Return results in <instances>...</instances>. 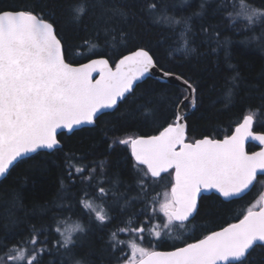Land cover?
Here are the masks:
<instances>
[{"label":"trees","instance_id":"obj_1","mask_svg":"<svg viewBox=\"0 0 264 264\" xmlns=\"http://www.w3.org/2000/svg\"><path fill=\"white\" fill-rule=\"evenodd\" d=\"M95 2L0 0V9L27 5L44 15L54 23L69 62L106 56L115 65L137 46L150 50L160 68L179 74L196 87V107L186 117L191 141L224 137L248 114H254L255 130L264 132V24L248 28L246 22L238 20L233 26L223 3L234 0H105V8L123 10V17L93 7ZM152 2H158L155 12L147 7ZM250 3L264 7V0ZM79 5L87 11L77 19L73 9ZM164 8L163 15L181 23L160 19ZM184 21L190 27L186 33ZM236 73L239 75L233 84L230 78ZM185 96L182 88L149 76L114 111L99 116L93 126L61 133V148L20 160L0 182V257L17 244L30 249L31 245L23 242L34 231L48 241L39 264H74L76 260L116 264L117 257L130 256L129 242L140 240L130 229L145 224L152 208L158 209L170 191V177L163 174L158 181L148 178L141 191L138 179L142 172L133 166L130 147L118 141L158 133L172 123ZM256 148L253 143L248 145L249 150ZM77 168L85 171L78 173ZM259 181L252 191L231 201L216 194L203 196L198 213L187 223L173 222L164 228L167 221L162 214L153 218L147 228L161 231V237L146 231L143 240L147 248H175L241 219L249 207L261 203L264 176ZM101 186L106 189L104 196L98 191ZM81 201L91 202L93 210H87ZM95 211L106 214L108 220H96ZM77 225L83 226L82 233L73 231ZM57 227L72 233L75 243L70 251L56 244L60 238ZM114 232L122 251L111 247ZM249 262L264 264V247L255 246Z\"/></svg>","mask_w":264,"mask_h":264},{"label":"snow or ice","instance_id":"obj_2","mask_svg":"<svg viewBox=\"0 0 264 264\" xmlns=\"http://www.w3.org/2000/svg\"><path fill=\"white\" fill-rule=\"evenodd\" d=\"M93 7L111 12L113 17L126 16V12L118 8H105V0H96ZM147 7L149 12H155L158 2L149 3ZM223 10L227 11L233 26L238 20L246 22L248 28L264 24V7H256L250 0L224 2ZM73 11L79 19L87 10L79 5ZM163 12L166 8L162 9L160 19L181 23ZM187 31L190 27L184 21V32ZM65 57L66 48L58 38L55 25L44 15L36 14L35 9L27 5L0 9V177L27 154L56 148L60 144L58 129L71 131L79 125L94 124L103 109L116 106L133 91L136 81L157 67L150 50L139 46L123 55L114 69L106 58L76 66L75 61L68 62ZM161 70L166 77L172 75L170 71ZM93 73H98L99 79H94ZM238 75L230 78L233 84ZM183 83L190 93L196 92L188 80ZM231 95L229 89L227 96ZM183 103L181 100L180 104ZM192 103H195L194 95ZM183 121L184 113L178 107L172 123L157 135L129 136L118 141L130 147L133 166L142 172L138 179L141 191L147 186L148 178L158 181L163 179L162 174L170 177V192L165 194L158 209L152 208L145 224L130 229L141 241L146 231L154 233L157 239L161 237V231L147 228V224L161 214L167 221L164 228L173 222L183 224L194 218L203 191L214 189L224 199L242 198L260 183L258 173L264 175V148L252 153L245 150L249 139L264 145V134L253 131L254 114L245 115L243 122L223 139L205 136L189 141ZM76 171L83 173L85 169L77 168ZM98 191L101 196L106 195L104 187H99ZM81 204L93 210L91 202L81 201ZM145 213L146 209L142 210L141 214ZM95 219L104 223L108 217L95 211ZM55 231L60 237L56 244L70 251L75 243L72 233L66 234L60 227ZM73 231L82 233L84 228L77 225ZM111 239L113 250L122 251L115 232ZM23 243L31 248L20 244L13 246L0 257V264H39L48 241L41 240L34 231ZM254 246L264 247V202L249 207L238 222L172 251H148L131 242L128 245L131 256L117 257L116 264H231L232 261L250 264V250ZM74 264H82V261L76 260Z\"/></svg>","mask_w":264,"mask_h":264},{"label":"water","instance_id":"obj_3","mask_svg":"<svg viewBox=\"0 0 264 264\" xmlns=\"http://www.w3.org/2000/svg\"><path fill=\"white\" fill-rule=\"evenodd\" d=\"M50 22V21H49ZM55 29H56V27H55ZM57 32V31H56ZM58 35V34H57ZM58 38H59V36H58ZM63 44V43H62ZM148 50V49H147ZM128 53H126L125 55H127ZM150 54H151V52H150ZM66 58V57H65ZM99 58H106V59H108L106 56H98V57H92V58H90V59H88V60H86V61H84V62H81V63H76V66H78L79 64H86V63H88V62H90V60H92V59H99ZM120 59V58H119ZM118 59V60H119ZM67 60V59H66ZM109 60V59H108ZM69 62V61H68ZM118 62V61H117ZM109 64H110V66L114 69L115 68V65H113L111 62H110V60H109ZM162 68H160L158 65H157V67L156 68H154V69H152V70H150V72L148 73V74H146L144 77H142L140 80H138V81H136L135 83H134V85H133V91H134V89L136 88V86L138 85V84H140V83H142L143 81H145L149 76H152V77H155V78H157L159 81H161V82H165V83H169V84H173V85H175V86H178V87H180V88H182V89H184L185 91H186V96L185 97H189V99L188 100H184V98H183V101H184V103L181 105V104H179V108H180V110L184 113V123H186V125H187V132H188V123H187V120H186V117L189 115V114H191L192 112H193V110L195 109V107H196V103H197V100H196V96H197V92H195L194 94H192V93H190V91L189 90H187V85H185L184 83H183V81L184 80H187V79H185L184 77H182V76H180L179 74H176V73H172V75H170V76H164L163 75V71L161 70ZM164 70V69H163ZM164 71H166V70H164ZM177 77H182V79H178ZM93 78L94 79H99V74L98 73H93ZM189 83H191L190 81H189ZM192 84V83H191ZM192 86L196 89V87L192 84ZM132 91V92H133ZM131 92V93H132ZM130 93H127L126 94V96H125V98L129 95ZM194 95V98H195V103L193 104L192 103V96ZM125 98H123L122 100H120V101H118V103H117V105L116 106H114L113 108H110V109H103L102 111H101V113H99L98 114V117L99 116H101L102 114H104V113H107V112H112V111H114L119 105H120V103L122 102V101H124V99ZM188 104H190V108L189 109H186V106L188 105ZM96 122V121H95ZM243 122V120L240 122V123H242ZM95 124V123H94ZM94 124H83V125H79V126H76V127H74L71 131H69L68 129H58L57 130V138H58V140L60 141V139H59V135L61 134V133H63V132H66L67 134H71V133H73L75 130H77V129H80V128H83V127H91V126H93ZM237 126V125H236ZM235 126V127H236ZM235 127H234V129H235ZM234 129H233V131H234ZM232 131V132H233ZM253 131L255 132V133H260V134H264V132H258V131H256V130H254V125H253ZM231 132V133H232ZM230 133V134H231ZM158 133H156V134H152V135H157ZM230 134H228V135H230ZM140 136V135H139ZM227 136V135H226ZM209 138H212V139H223L224 137H221V138H219V137H216V138H213V137H211V136H208ZM203 138V137H202ZM202 138H198V139H202ZM190 141V140H189ZM250 143H253V144H255L257 147H258V149H256V150H254V151H249L248 150V144H250ZM62 142L60 141V144L56 147V148H54V149H44V150H41V151H47V152H52V151H54L55 149H58V148H61L62 147ZM261 148H264V145H260L259 144V142L258 141H254V140H251V139H249L248 141H246V143H245V150L247 151V152H249V153H252V152H256V151H260L261 150ZM40 152V151H39ZM34 154H36V153H29V154H27V156H25V157H23V158H21V159H19L18 161H16V162H14V164L12 165V166H10V168H9V171L3 176V177H0V182L5 178V177H7V175H8V173L10 172V170L20 161V160H22V159H25V158H27V157H30V156H32V155H34ZM163 175V174H162ZM259 176H261V174H259L258 173V177ZM253 189V187L251 188V190ZM211 193H215V194H217V195H219L218 193H216V191L214 190V189H212V190H207V191H203L202 193H201V195H200V197L198 198V208H199V203H200V198L203 196V195H207V194H211ZM249 193V192H248ZM245 196V195H244ZM236 198H241V197H233V198H229V199H225V200H231V199H236ZM224 199V198H223ZM261 202H264V193H263V196H262V201ZM196 215V214H195ZM194 215V216H195ZM243 218V217H242ZM241 218V219H242ZM190 219H192V218H190ZM189 219V220H190ZM236 222H238V220L237 221H234V222H232V223H236ZM180 223V222H179ZM230 224V223H229ZM228 225V224H227ZM226 225V226H227ZM226 226H224V227H226ZM221 229V228H220ZM220 229H217V230H215V231H219ZM193 243V242H192ZM260 244V242H257V245H259ZM184 246V245H183ZM180 247H182V246H180ZM255 247V246H254ZM172 250H174V249H171V250H162V249H156V251H164V252H167V251H172ZM251 251V250H250ZM234 263H237L236 261H232L231 262V264H234Z\"/></svg>","mask_w":264,"mask_h":264},{"label":"flooded vegetation","instance_id":"obj_4","mask_svg":"<svg viewBox=\"0 0 264 264\" xmlns=\"http://www.w3.org/2000/svg\"><path fill=\"white\" fill-rule=\"evenodd\" d=\"M51 22V21H50ZM60 38V37H59ZM254 130H255V127H254ZM259 132V131H258ZM191 141V140H190ZM257 147V146H256ZM256 149H258V147L256 148ZM256 149H254V150H256ZM249 150V149H248ZM254 150H249V151H254ZM262 176H264V175H261V176H259L258 177V180H259V178L260 177H262ZM256 186V185H255ZM255 186L253 187V189L255 188ZM252 189V190H253ZM251 190V191H252ZM263 193H264V190H263V192H262V196H263ZM211 194H215V193H211ZM211 194H207V195H211ZM217 195V194H216ZM203 196H206V195H203ZM202 196V197H203ZM217 196H219V195H217ZM201 197V198H202ZM220 197V196H219ZM201 198H200V201H201ZM220 198H222V197H220ZM223 199V198H222ZM236 199H238V198H236ZM224 201H231V200H234V199H231V200H225V199H223ZM261 200H262V197H261ZM199 206H200V203H199ZM199 209V208H198ZM195 217V216H194ZM193 219V218H192ZM192 219H190V220H188V221H186V222H184V223H187V222H189V221H191ZM234 222V221H233ZM179 223V222H178ZM183 223V224H184ZM232 223V222H231ZM226 226V225H225ZM224 227V226H223ZM220 228H222V227H220ZM220 228H218V229H220ZM215 230H217V229H215ZM215 230H213V231H215ZM207 234H210V232L209 233H207ZM206 234V235H207ZM205 235H203V236H201V237H199V238H197V239H195V240H191V241H188V242H186V243H192V242H195L196 240H198V239H202L203 237H204ZM183 245H185V243L184 244H182V245H179V246H177V247H180V246H183ZM171 249H174V248H171ZM171 249H162V250H171ZM154 250H156V249H154Z\"/></svg>","mask_w":264,"mask_h":264},{"label":"rangeland","instance_id":"obj_5","mask_svg":"<svg viewBox=\"0 0 264 264\" xmlns=\"http://www.w3.org/2000/svg\"><path fill=\"white\" fill-rule=\"evenodd\" d=\"M170 192V191H169ZM168 192V193H169ZM128 229H125L124 230V232H126V233H128ZM131 242H136L140 247H143V248H145L146 250H148V251H152V250H149L148 248H147V246H146V242L144 241V240H142V241H140V240H136V239H133V240H131L130 242H129V244L128 245H130V243ZM128 249H129V254H130V256H131V249H130V247H128Z\"/></svg>","mask_w":264,"mask_h":264},{"label":"bare ground","instance_id":"obj_6","mask_svg":"<svg viewBox=\"0 0 264 264\" xmlns=\"http://www.w3.org/2000/svg\"><path fill=\"white\" fill-rule=\"evenodd\" d=\"M184 90V89H183Z\"/></svg>","mask_w":264,"mask_h":264}]
</instances>
